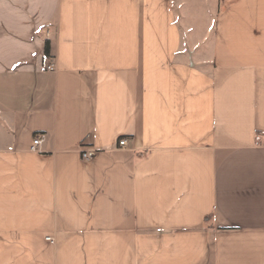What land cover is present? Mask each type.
<instances>
[{
  "label": "crops",
  "instance_id": "1",
  "mask_svg": "<svg viewBox=\"0 0 264 264\" xmlns=\"http://www.w3.org/2000/svg\"><path fill=\"white\" fill-rule=\"evenodd\" d=\"M0 264H264V0H0Z\"/></svg>",
  "mask_w": 264,
  "mask_h": 264
},
{
  "label": "built area",
  "instance_id": "2",
  "mask_svg": "<svg viewBox=\"0 0 264 264\" xmlns=\"http://www.w3.org/2000/svg\"><path fill=\"white\" fill-rule=\"evenodd\" d=\"M50 68H53V65H50ZM44 134H39L34 137L33 143L31 146L32 151H39L40 148L39 146L43 143L44 141ZM119 145L120 146H125L127 145V139L122 138L119 140ZM96 155V151L94 149H82V158L86 161L92 160ZM48 239L53 240L52 237H48Z\"/></svg>",
  "mask_w": 264,
  "mask_h": 264
},
{
  "label": "trees",
  "instance_id": "3",
  "mask_svg": "<svg viewBox=\"0 0 264 264\" xmlns=\"http://www.w3.org/2000/svg\"><path fill=\"white\" fill-rule=\"evenodd\" d=\"M45 52H46L47 55L50 53L49 42L46 43V49H45Z\"/></svg>",
  "mask_w": 264,
  "mask_h": 264
}]
</instances>
